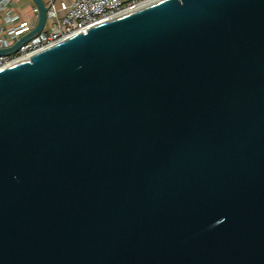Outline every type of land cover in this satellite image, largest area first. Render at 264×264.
<instances>
[{
    "label": "water",
    "instance_id": "water-1",
    "mask_svg": "<svg viewBox=\"0 0 264 264\" xmlns=\"http://www.w3.org/2000/svg\"><path fill=\"white\" fill-rule=\"evenodd\" d=\"M0 264H264V0H160L1 70Z\"/></svg>",
    "mask_w": 264,
    "mask_h": 264
},
{
    "label": "built area",
    "instance_id": "built-area-1",
    "mask_svg": "<svg viewBox=\"0 0 264 264\" xmlns=\"http://www.w3.org/2000/svg\"><path fill=\"white\" fill-rule=\"evenodd\" d=\"M160 0H45L46 20L42 31L21 44L14 53L0 56V71L28 61L33 55L65 39L115 18L130 14ZM15 0H0V50L12 47L35 26L37 11L33 6L31 21H23L15 11ZM64 11V14H60Z\"/></svg>",
    "mask_w": 264,
    "mask_h": 264
},
{
    "label": "crops",
    "instance_id": "crops-1",
    "mask_svg": "<svg viewBox=\"0 0 264 264\" xmlns=\"http://www.w3.org/2000/svg\"><path fill=\"white\" fill-rule=\"evenodd\" d=\"M72 0H66V2H70ZM15 11L19 15L20 19L23 21H31L33 18V5L29 0H15ZM64 11H61L60 14H64Z\"/></svg>",
    "mask_w": 264,
    "mask_h": 264
}]
</instances>
